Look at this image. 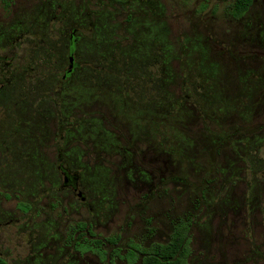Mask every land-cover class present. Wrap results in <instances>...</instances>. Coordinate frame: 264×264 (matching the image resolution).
Wrapping results in <instances>:
<instances>
[{"label": "rangeland", "instance_id": "374dc122", "mask_svg": "<svg viewBox=\"0 0 264 264\" xmlns=\"http://www.w3.org/2000/svg\"><path fill=\"white\" fill-rule=\"evenodd\" d=\"M232 1H0L9 264H142L181 222L189 264H264V0Z\"/></svg>", "mask_w": 264, "mask_h": 264}, {"label": "trees", "instance_id": "16d2710c", "mask_svg": "<svg viewBox=\"0 0 264 264\" xmlns=\"http://www.w3.org/2000/svg\"><path fill=\"white\" fill-rule=\"evenodd\" d=\"M8 8L13 0H0ZM254 0H236L232 3L231 15L241 18L250 8ZM73 36V35H71ZM72 40V38H71ZM190 227L187 222H181L174 229L171 240L167 244H154L142 250L144 255L142 264H189L190 255ZM138 247L128 254V261L133 263L137 257ZM0 264H5L0 261Z\"/></svg>", "mask_w": 264, "mask_h": 264}, {"label": "flooded vegetation", "instance_id": "af4514ba", "mask_svg": "<svg viewBox=\"0 0 264 264\" xmlns=\"http://www.w3.org/2000/svg\"><path fill=\"white\" fill-rule=\"evenodd\" d=\"M236 0H233L232 3H234ZM71 38L73 39V36H71ZM260 79H259V84L261 86L260 90H264V74H260L259 75ZM64 170V171H63ZM61 173L62 176L64 177V188H70L73 193L76 195L77 193H80L81 191H79V177L76 174L71 173L70 171H68L67 169L61 168ZM64 174V175H63ZM66 185V186H65ZM83 194V192H82ZM86 200V199H85ZM31 205H29V203L25 202L21 205L20 208V212H28L31 211ZM12 221H0V229L3 227H6L7 225H9ZM90 227L91 224H88V229H87V233L88 235H91L90 232ZM144 255L142 254V258H141V262L143 260ZM0 261H3L5 264H9V259L6 256L5 252L0 251Z\"/></svg>", "mask_w": 264, "mask_h": 264}, {"label": "water", "instance_id": "95a60500", "mask_svg": "<svg viewBox=\"0 0 264 264\" xmlns=\"http://www.w3.org/2000/svg\"><path fill=\"white\" fill-rule=\"evenodd\" d=\"M71 61H73V58H71ZM64 171V170H63ZM64 175V174H63ZM66 186V185H65ZM78 197L81 198L82 201H85V196L82 193H77Z\"/></svg>", "mask_w": 264, "mask_h": 264}]
</instances>
